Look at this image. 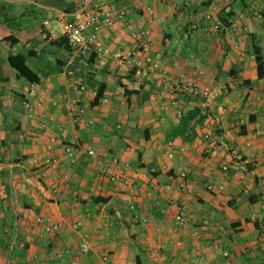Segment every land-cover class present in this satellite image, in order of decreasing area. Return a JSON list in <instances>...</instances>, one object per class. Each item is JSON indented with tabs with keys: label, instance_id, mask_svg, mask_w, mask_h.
Wrapping results in <instances>:
<instances>
[{
	"label": "crops",
	"instance_id": "crops-1",
	"mask_svg": "<svg viewBox=\"0 0 264 264\" xmlns=\"http://www.w3.org/2000/svg\"><path fill=\"white\" fill-rule=\"evenodd\" d=\"M254 2L104 0L126 15L103 29L99 41L113 50L147 43L170 77L183 74L218 92L206 102L138 78L112 57L76 55L59 15L73 13L79 0H0V74L8 79L0 80V264H225V252L231 264H264V76L255 58L257 48L264 64V15L256 18ZM228 6L230 26L212 29L205 16ZM193 22L200 31L187 38ZM144 30V37L133 36ZM11 35L18 44L3 41ZM18 53L38 74L37 83L18 78L8 65L7 56ZM79 83L86 89L73 115L68 102L79 96ZM102 85L107 101L93 105ZM32 88L30 118L22 101ZM196 109L207 117L197 136L169 140L181 116ZM52 137L57 142L49 148ZM66 144L118 157L136 189L109 183L88 154L71 162ZM35 155L55 158L58 166L33 168ZM183 173L190 194L172 182ZM180 205L189 218L183 226L175 219ZM78 216L90 221L75 230ZM56 224L62 227L44 231ZM85 237L91 249L82 254Z\"/></svg>",
	"mask_w": 264,
	"mask_h": 264
},
{
	"label": "built area",
	"instance_id": "built-area-1",
	"mask_svg": "<svg viewBox=\"0 0 264 264\" xmlns=\"http://www.w3.org/2000/svg\"><path fill=\"white\" fill-rule=\"evenodd\" d=\"M262 6L261 10L256 11L258 7ZM251 11L255 13L256 18H263L264 15V0H255L250 7ZM149 14H153V9H148ZM231 14L230 7H226L221 15L207 14L205 18L212 23V29L219 30L223 24L221 17L223 15ZM126 11L117 9L114 5H105L104 0H79L77 9L69 14L67 12H61L59 15V21L63 27V36L67 40L69 47L78 56H88L90 54H101L116 59L121 65L132 71L133 74L142 79L149 80L153 83L168 84L172 89L179 91L181 95H193L194 97H201L206 102L215 101L218 97V92L213 90L211 86L202 85L198 80L189 79L186 75L180 74L176 77H170L161 65V60L158 55L150 56V47L147 43H141V46L136 49L125 50H113L110 47H106L99 41V33L106 28H111L115 25L116 21L123 20L125 18ZM49 19L45 21L48 24ZM200 31L198 23H191L185 30L184 35L187 38L193 35V33ZM148 34V31H136L133 33L135 38H142ZM86 85L79 83L75 86V91L79 96L73 97L69 100V109L71 114L74 115L77 107L81 104V94L85 91ZM37 94L36 90L32 88L28 91L27 95L22 101V105L28 111L27 114L31 118L34 115V103L30 98ZM106 98L100 100L101 103L106 102ZM177 104L176 100H174ZM40 103V101H39ZM61 106V104H59ZM261 132V128L257 129V133ZM208 138V135L205 136ZM55 137L50 138L49 148H52L56 144ZM65 153L69 160L74 162L80 153L88 154L91 157L97 159L101 168L99 175L106 178L109 183L119 188L125 189L128 192H133L136 189V184L132 178L122 170L118 157H109L108 153L97 156L96 152L89 147L66 144L64 146ZM29 165L33 168L53 169L58 166V160L55 158H43L35 155L29 160ZM113 168V169H112ZM112 169V170H111ZM228 167L223 166V170H227ZM42 175L41 177H43ZM173 183H177V188L182 193L190 194L192 188L188 179V175L183 173L180 177L172 180ZM173 183L164 186V191L169 192L173 188ZM153 186V185H152ZM155 186V185H154ZM213 186L209 185L208 189L213 190ZM175 201L169 199L168 205H174ZM132 209L135 207L132 205ZM176 222L183 226L189 218L186 207L180 205L177 207ZM38 222L42 219L38 218ZM89 216H78L73 223V228L79 230L86 227L89 224ZM203 227L209 225V220H204ZM62 227L61 224L44 227L45 232L57 231ZM91 246L87 237L80 245V252L86 254L90 251ZM70 251H65L64 255H69ZM227 258L225 264H231L228 252L224 253ZM110 253L106 252L103 255V261L108 262ZM70 264H79L76 260H72ZM192 264H206L202 259H196L192 261Z\"/></svg>",
	"mask_w": 264,
	"mask_h": 264
},
{
	"label": "trees",
	"instance_id": "trees-1",
	"mask_svg": "<svg viewBox=\"0 0 264 264\" xmlns=\"http://www.w3.org/2000/svg\"><path fill=\"white\" fill-rule=\"evenodd\" d=\"M230 18H231V14L223 15L221 17L222 24L226 27H229ZM3 41L6 43H9L12 46L19 43V40L13 35L3 39ZM67 45H68V42H67ZM255 51H256L255 58L258 64V75L260 78H262L264 76L263 58H262L260 51L257 48ZM6 61L8 65L10 66V68L15 71L16 76L18 78H22L30 83H37L39 81L38 74L34 70H32V68L28 65L27 57L24 54L22 53L9 54L7 56ZM0 80L7 81L8 79L3 77L0 74ZM104 87L105 85H102L101 88H98L96 90V98L93 102V105L100 103V100L103 98V93L105 89ZM133 93H136V91L131 92V91H128L127 89L125 90V94H133ZM206 118H207L206 116L201 115L200 109L187 112L186 114L181 116L179 125L173 129L172 134L168 139L171 140L175 137L181 136L186 141H189V142L192 141L197 136L196 126L202 125L204 121L206 120ZM18 129L19 128L17 126L15 130H18Z\"/></svg>",
	"mask_w": 264,
	"mask_h": 264
},
{
	"label": "rangeland",
	"instance_id": "rangeland-1",
	"mask_svg": "<svg viewBox=\"0 0 264 264\" xmlns=\"http://www.w3.org/2000/svg\"><path fill=\"white\" fill-rule=\"evenodd\" d=\"M37 20H41V16L40 15L38 16ZM18 52H20V51H18Z\"/></svg>",
	"mask_w": 264,
	"mask_h": 264
}]
</instances>
